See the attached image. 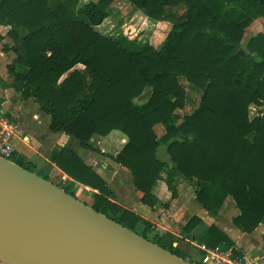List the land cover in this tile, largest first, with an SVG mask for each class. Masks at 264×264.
Wrapping results in <instances>:
<instances>
[{"label": "trees", "instance_id": "1", "mask_svg": "<svg viewBox=\"0 0 264 264\" xmlns=\"http://www.w3.org/2000/svg\"><path fill=\"white\" fill-rule=\"evenodd\" d=\"M77 1L0 0V25L9 27L0 35L2 50L14 53L6 65L12 80L0 78V84L33 99L51 132L124 167L143 205L166 207L154 188L163 182L173 199L180 176L194 184L196 202L212 217L230 200L237 229L249 234L264 226V113H249L251 105L264 106V32L240 49L245 28L264 19V0H128L151 20L172 23L159 48L96 29L114 0L75 8ZM187 89L199 99L181 113L190 100ZM112 130L126 137L115 155L91 142ZM161 146L169 162L159 157ZM47 158L66 174V184L37 174L17 151L12 160L76 198L73 187H88L96 211L185 259L174 242L193 240L201 218L191 216L179 235L159 234L150 220L113 200L106 180L70 145ZM202 242L234 245L215 224Z\"/></svg>", "mask_w": 264, "mask_h": 264}, {"label": "water", "instance_id": "2", "mask_svg": "<svg viewBox=\"0 0 264 264\" xmlns=\"http://www.w3.org/2000/svg\"><path fill=\"white\" fill-rule=\"evenodd\" d=\"M0 259L8 264H190L2 157Z\"/></svg>", "mask_w": 264, "mask_h": 264}, {"label": "rangeland", "instance_id": "3", "mask_svg": "<svg viewBox=\"0 0 264 264\" xmlns=\"http://www.w3.org/2000/svg\"><path fill=\"white\" fill-rule=\"evenodd\" d=\"M88 1L90 0H78L74 7H80ZM176 10L179 14H183L184 12L182 8H177ZM171 24L172 23L167 20H151L150 18L145 16L140 10H138L133 4H131L128 0H114L108 9V16L103 20L100 25L96 26V29L107 36H111L114 38L125 36L127 39H134L140 42H147L155 48H159L167 32L170 29ZM3 26L8 27V25ZM0 28L1 32H3L4 34V29L2 27ZM259 32H264L263 18L255 19L248 27L245 28L240 49L244 50L248 39ZM6 40L9 44L11 43V41L7 39V37ZM1 54H4V52L2 51ZM11 56L14 57V53L12 51H6L2 61L6 60L7 58H10ZM256 58L257 60L260 59L259 57ZM11 80L12 78L10 76H7V82H11ZM187 92L190 94V100L186 102L185 107L180 111L181 113L191 112L197 106L198 103L199 93L193 92L188 89ZM12 103L14 105L17 104L18 98L15 97L12 100ZM29 105L31 104H27V106L26 104L22 106L20 104L21 112L19 114H15L12 120L10 118V114L9 116H5L8 120L12 121L13 125H16L14 126L16 138L13 137L12 142L17 149L19 148V154L23 155L21 150V144L24 143L23 140H21L22 131H34L42 135L46 134L48 135L45 138V140L47 141L42 140L43 143L40 147V152L47 157L52 149L57 148L53 147L52 143H50L51 139L54 141L55 138L51 131H49L47 128L49 126V117L45 113L40 111V117L34 118L32 115V109H29V111L26 112L24 111L27 110L24 108L29 107ZM249 113L251 117L255 115H260L264 113V106L251 105L249 107ZM155 131L157 135H160L162 133V126H155ZM49 136L53 137L49 138ZM121 138L126 137L122 135L120 131L112 130L108 135L104 137H93L91 142L100 150L102 149L103 152L109 155H115L121 148V146L124 144V141L121 140ZM70 144L76 150L77 154L83 159H89V156H98L97 158L99 161L95 164L94 167L99 170V174L108 183L113 193V200L120 203L126 208L134 209L136 203L141 204V206L145 208H148V206L143 205L141 202H139V191L134 188L131 183V180H127L128 176L130 175L124 167L114 162L110 157H105L104 155L80 147L76 140L73 141V143L70 142ZM25 146L29 147V142L28 144H25ZM158 154L161 159H165V161L169 162V158L165 154L163 146L159 148ZM31 161L35 164L34 171L37 174L41 176H46L47 179L57 184H66L67 177H63L61 173H58L55 170L50 171L51 175L45 174V171L48 170L49 165L45 160H43V158L39 156H34L32 157ZM123 180H127L125 185L120 184V182ZM175 181L177 186V196L173 199H170V193L166 189L165 184L161 181L158 182L159 188L157 189V192L161 198V202H167L168 205L165 207L162 204H157L151 209L152 215L147 219L150 220L154 226L162 230L168 228L174 231L175 233H179V228L182 227L191 216L196 215L202 219V222L199 223L191 232L194 237L193 240L195 243L202 242L203 237H205L206 222L210 224H215L219 228L225 227V229L228 226L230 228L234 226L232 223V217L237 213V209L232 201H226L222 208L218 210V214L215 217H212L207 213L204 208H202L196 202L194 184L180 176H177L175 178ZM71 190L80 200L85 201L87 204H91V189H86L82 187V185H77ZM229 231H227V233H229ZM230 235L235 236L232 233ZM188 239L192 240L191 237ZM262 239H264V226L259 225V227L252 234H247V237L245 238H238L237 242L239 246H241L242 243L245 245L249 243L255 244V240H260L261 242H263ZM181 245L185 246L187 248V252L191 255L190 256L182 251L184 253V258L187 262L193 264H201L198 260V252H196L195 244H190L189 241H184L181 242ZM255 245H258V243ZM261 249L264 248L261 247L259 250Z\"/></svg>", "mask_w": 264, "mask_h": 264}, {"label": "crops", "instance_id": "4", "mask_svg": "<svg viewBox=\"0 0 264 264\" xmlns=\"http://www.w3.org/2000/svg\"><path fill=\"white\" fill-rule=\"evenodd\" d=\"M0 27H2L4 29V32H6L8 30L9 27H6V26H3V25H0ZM5 34V33H4ZM3 32H1V28H0V35H4ZM2 45L0 43V78L5 81L6 83H9L7 82V76H9V74L7 73V68H6V65L13 59V56H11L10 58H7L6 60L2 61L3 60V57L5 55V52L4 54H1L2 53ZM17 97L18 98V103L17 104H13L12 103V100ZM0 99L2 100L1 102V108H0V117H3L5 119H7L5 116H9L10 114V118L12 120L13 116L15 114H19L21 112V108H20V104L21 106L26 104H31L29 105V107L27 108H24V109H27V110H24L25 112L26 111H29V109H32L33 111V117L34 118H39L40 115H39V112L40 110H38V105L36 102L33 101V99L29 98L27 100H23L21 99L20 97V94L18 92H16L12 87H3L1 84H0ZM36 109V110H34ZM42 112V111H41ZM8 120V119H7ZM11 120H8L10 122H12ZM14 126H16L14 124ZM48 128V127H47ZM49 130V128H48ZM50 131V130H49ZM53 135H54V141L51 139V142L52 143V146L53 147H60V146H63V145H70L72 147V145L70 144L73 143V141H75V139H71V137H69L68 135L64 134V133H53L51 132ZM124 135V134H122ZM48 135L46 134H39V133H36L34 131H30V132H25V131H22V134H21V140H23L24 143L21 144V150H22V154L28 158V159H32V157L34 156H39L41 158H43V160H45L49 167H48V170L45 171V174L47 175H51L50 174V171L51 170H55L57 171L58 173H61L62 176L64 177H67L66 174L62 173L60 170H58L52 163L49 162L48 158L40 152V147L42 145V140L44 141H47L45 140V138L47 137ZM125 136V135H124ZM14 137L16 138V134H14ZM53 136H49V138H51ZM96 138H99V136H95ZM121 140H123L124 142L126 141V138H121ZM30 144L29 147L25 146V144ZM16 148V147H15ZM73 148V147H72ZM52 149V148H51ZM50 149V150H51ZM16 151L19 152V148L17 149L16 148ZM76 151V150H75ZM101 151H103L101 149ZM49 152V151H48ZM91 157V158H90ZM98 157V156H97ZM97 157H94V156H89L88 158L89 159H83L87 164L91 165L98 173H99V170L97 168H95V164L98 163V158ZM165 160V159H164ZM117 165V164H116ZM129 174V173H128ZM127 180H130V176H128V179ZM127 180H123L120 182L121 185H125V183L127 182ZM83 187V186H82ZM86 189H89L88 187H85ZM158 183L156 184L155 188H154V192L156 193V195L160 198L158 192H157V189H158ZM139 198H140V193H139ZM140 202V201H139ZM132 211H134L135 213H137L138 215H140L141 217H144V218H149L151 215H152V208L148 207V208H145L143 206H141V204H135L134 206V209L132 208H128ZM201 222H202V219H201ZM200 222V223H201ZM210 223L206 222L205 225H206V230H207V226L209 225ZM222 226V225H221ZM224 226V225H223ZM155 227V226H154ZM234 227V228H233ZM232 228H230L229 226L225 229L224 228H220L224 233H226L228 235V237L234 242L235 246L238 248V249H241L243 252L247 251V250H251V249H254L256 251V253L258 255L261 256V258L264 260V249H261L259 250L261 247H263L264 245V239L263 242H261L260 240L257 241L255 240V244L258 243V245H255L253 243H249L247 245L245 244H241V246H239L238 242H237V239L238 238H245L247 237V234L241 232L239 229H237L235 226H233ZM219 228V227H218ZM166 230H169V231H172L168 228H165L163 229V231H166ZM230 230V231H229ZM261 230V229H260ZM227 231H229V233H227ZM263 231V230H262ZM174 232V231H172ZM254 232V231H253ZM252 232V233H253ZM175 233V232H174ZM234 234L235 236L233 235H230V234ZM250 233V234H252ZM177 235H179L178 233H175ZM249 237V236H248ZM184 241H194V240H189L188 238H185L184 240H181L179 241L178 243L177 242H174L175 245H178L182 251L188 255H190L188 252H187V248L183 245H181V242H184ZM191 244V243H190ZM246 248V249H245ZM240 250V251H241ZM191 256V255H190ZM190 264H193V263H190Z\"/></svg>", "mask_w": 264, "mask_h": 264}, {"label": "built area", "instance_id": "5", "mask_svg": "<svg viewBox=\"0 0 264 264\" xmlns=\"http://www.w3.org/2000/svg\"><path fill=\"white\" fill-rule=\"evenodd\" d=\"M14 125L7 119L0 117V157L12 161L16 148L12 142L14 137ZM15 163V162H14ZM198 260L201 264H264V260L254 249L243 252L233 246H211L205 242L195 243ZM241 250V251H240ZM239 251L240 254H237ZM0 264H8L0 259Z\"/></svg>", "mask_w": 264, "mask_h": 264}]
</instances>
